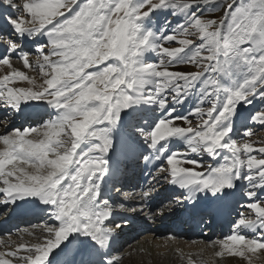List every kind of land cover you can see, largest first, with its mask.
<instances>
[{
	"label": "snow or ice",
	"instance_id": "obj_1",
	"mask_svg": "<svg viewBox=\"0 0 264 264\" xmlns=\"http://www.w3.org/2000/svg\"><path fill=\"white\" fill-rule=\"evenodd\" d=\"M41 105L49 119L8 129ZM0 111V202L43 205L51 221L36 242L0 240V264H56L73 244L99 257L89 264H122L117 217L203 218L230 199L215 257L264 258V141L249 126L264 128V0H0ZM133 157L150 179L122 193L114 177Z\"/></svg>",
	"mask_w": 264,
	"mask_h": 264
},
{
	"label": "bare ground",
	"instance_id": "obj_2",
	"mask_svg": "<svg viewBox=\"0 0 264 264\" xmlns=\"http://www.w3.org/2000/svg\"><path fill=\"white\" fill-rule=\"evenodd\" d=\"M25 71V70H24ZM30 76L36 77L33 73L29 74ZM37 78V77H36ZM38 80V78H37ZM17 86H29L27 83H19ZM48 110L50 113L52 110L47 108L45 105H41L39 108L27 109L22 113H41L42 111ZM5 128L0 129L1 132H4ZM3 145L0 144V148ZM127 160V158H124ZM140 172V171H139ZM116 177H114L115 179ZM111 183V181H110ZM169 189L172 190L173 186L168 185ZM177 191H179L177 189ZM140 190H135V193H139ZM108 195H110L108 193ZM135 204V202H131ZM18 211L19 212H26L28 209L32 210L35 209L36 205L24 202H18ZM1 206L4 205L1 202ZM10 206V205H8ZM136 206V204H135ZM37 209V208H36ZM141 215H149L147 211L145 213H141ZM150 220L147 223H154L153 218H149ZM2 224L0 223V226ZM29 232L34 233V235H29L28 233L24 232V229L20 231L19 234L14 236H7L5 238H1L0 240L6 241L12 246L18 245L22 242H36L35 238H40L42 234V230L40 229H30L27 228ZM157 234H152L146 239L135 240L134 238L130 237H123L120 243V249L116 255H121L124 257L122 264H189V260L191 259L194 264H228L230 258H225V260H220L215 257L214 252L217 250L213 247V243L205 244L201 243L200 246H190L187 243H181L177 240H163V239H155L157 238ZM162 236V235H161ZM140 239V236L138 237ZM156 240V241H154ZM126 244V249L124 251L121 250L123 245ZM3 245H0V251H5ZM58 251V250H57ZM88 250H78V246L76 244L70 245L68 249H65L64 252H60L59 255L56 257V263H63V262H73L78 260V258L84 255ZM51 258V257H50ZM231 264H238L236 260H231ZM256 264H264V258L261 260H257Z\"/></svg>",
	"mask_w": 264,
	"mask_h": 264
},
{
	"label": "rangeland",
	"instance_id": "obj_3",
	"mask_svg": "<svg viewBox=\"0 0 264 264\" xmlns=\"http://www.w3.org/2000/svg\"><path fill=\"white\" fill-rule=\"evenodd\" d=\"M218 15V14H217ZM169 20H173V18L171 17V16H168L167 17ZM163 19H164V17L163 16H161L160 17V20L161 21H163ZM34 49V48H33ZM153 59H154V57H152ZM30 59L31 60H33V61H35V59H36V56L35 55H33V56H31L30 57ZM14 65L17 67V68H19V69H21V70H25L26 72H27V74L29 73V74H31V73H33L37 78H38V81H39V75H38V71H31V70H27V69H23V67H22V63L20 62V61H17V60H14ZM185 66H180V69L181 70H183V68H184ZM20 84L21 83H26V82H19ZM187 105H189V106H192L191 104H187ZM180 109H178V111H179ZM9 120H10V122L11 123H13V118H9ZM193 120H194V123H195V118H193ZM7 127H9V124L7 125ZM4 129L5 127H0V129ZM237 128L240 130V132H243V130H244V128H243V122L242 121H240L238 124H237ZM252 131H253V133H254V135L251 137V140H253V141H264V128H261V126L260 125H258V124H254V126H253V128H252ZM4 132H5V130H4ZM4 132H1V134H3ZM240 137L238 136L237 137V139H239ZM245 139H247V138H245ZM255 146L256 147H259V146H262L260 143H257V144H255ZM204 159H205V162L207 163V162H211L210 161V159L208 158V157H204ZM162 184H165V183H162ZM161 184V185H162ZM21 203V202H20ZM2 206H1V202H0V208H1ZM30 229H32V227L30 228ZM33 229H40V230H42L43 229V227H33ZM150 235H147V234H145V235H143V236H140V239L137 237H134V239L135 240H138V242H140V240H144V239H146V238H148ZM14 237H16V235L14 236ZM163 239V240H172V238H170V236L169 235H162V236H157V238H155V239ZM1 239V238H0ZM36 240L38 239V238H35ZM173 239H175V238H173ZM175 240H177L178 242H181V243H187V244H189L190 246H200V244L201 243H205V244H211V243H214L215 241H217V240H211V241H205V240H203V239H197V240H185V239H183V238H180V239H175ZM154 241H156V240H154ZM126 249V244H124L123 245V247L121 248V250L122 251H124Z\"/></svg>",
	"mask_w": 264,
	"mask_h": 264
}]
</instances>
